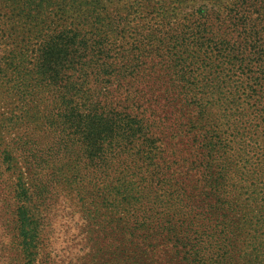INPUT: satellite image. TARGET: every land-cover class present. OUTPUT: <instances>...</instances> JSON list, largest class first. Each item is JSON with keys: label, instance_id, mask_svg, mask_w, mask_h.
<instances>
[{"label": "trees", "instance_id": "16d2710c", "mask_svg": "<svg viewBox=\"0 0 264 264\" xmlns=\"http://www.w3.org/2000/svg\"><path fill=\"white\" fill-rule=\"evenodd\" d=\"M207 2L166 32L143 22L119 47L124 35L101 31V0H0V199L11 250L35 253L31 198L74 157L77 193L86 175L100 195L102 169L122 171L134 194L104 186L106 210L127 208L102 234L106 214L91 215L101 239L124 238L115 264H264V0ZM159 8L161 17L176 9ZM32 128L46 130L47 146ZM220 210L224 235L209 224ZM238 219L244 227L232 230Z\"/></svg>", "mask_w": 264, "mask_h": 264}, {"label": "rangeland", "instance_id": "374dc122", "mask_svg": "<svg viewBox=\"0 0 264 264\" xmlns=\"http://www.w3.org/2000/svg\"><path fill=\"white\" fill-rule=\"evenodd\" d=\"M168 1L101 0V31L105 29L109 30L115 39H118L119 35H124V37L119 38L118 46L126 47L129 45L126 41H132L135 33L138 34L144 30L143 26H141L143 22L149 20L153 30L166 32L174 24L179 27L187 24V18H195L199 15L198 11L203 10L208 4L207 0ZM159 5L164 6V10L167 8L172 9L173 7H176V9L171 11V14L161 17L163 11H161V8L158 9ZM153 8L157 9L151 11ZM148 17L153 18L148 19ZM7 110V106L3 102H0V117L6 115ZM27 125L34 127L29 122ZM20 127V124L17 125L11 133V136L21 132L23 129L21 130ZM33 132L36 135L43 136L37 141L38 148L42 149L45 145L47 146L48 141H50V136H48L46 130L44 128H34ZM6 137L2 133L0 137L2 140L0 142H7ZM45 157L47 159L41 163V168L43 173H49L51 172L52 160L55 156L53 153L50 157L47 155ZM67 159L61 171L55 170L59 176L57 175V178L53 180L49 177L50 183L49 181L46 182L47 187L42 186L36 189L35 194L31 198L29 206L35 219L34 223L37 234L36 248L33 250L35 253L32 256H19L16 251L11 250V238L8 230L5 228L6 225L10 224V220H8L10 217L9 209L5 207V204L0 199V264H115L114 260L121 257L119 251L122 249L124 238L116 235V237L101 239L100 229L94 223L91 215L96 213L97 209H100L102 214H106L107 217L105 216V220L101 221V234L106 222L108 223V228L110 225L114 226L120 222L119 218L125 215L124 212L127 205L120 203L121 200L119 203L115 202L113 205H109V209L106 210L104 206V192L106 188L104 186L108 184L119 186L113 192L123 191L125 189V195L117 194L118 197L128 194L130 197L134 196L133 192H130L129 187L126 186L122 189L123 183L126 185L123 172L120 171L121 173H118V170L113 173V170L106 172L101 169L100 195H98L100 189L97 186L90 187V179H87L86 175H84L82 181L79 179V183L83 185L84 192L79 194L77 193L79 185H69L68 182L69 177L74 174V168L72 167H75L76 162L81 160H75L74 157L70 161H67ZM87 187H90V190ZM260 188H257L256 191L258 192ZM260 195L262 196L263 194ZM259 212L261 211L259 210ZM225 213L222 210L215 213L212 218L218 219L219 222L209 223L211 227L217 224L218 229L222 231L223 235L225 228L227 231L230 230L228 224H223L226 218L222 215ZM102 214L101 216L103 218ZM233 222L235 226L232 230L236 228L242 229L245 225V223H240L242 222L240 219L233 220ZM235 233L237 234V232ZM262 238L264 240V234H262ZM114 248L116 249V253L119 254L109 252ZM262 254H264V251Z\"/></svg>", "mask_w": 264, "mask_h": 264}]
</instances>
